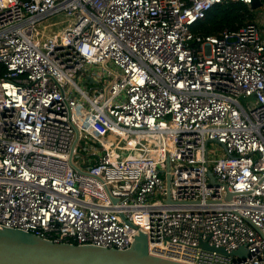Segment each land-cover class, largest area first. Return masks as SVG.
I'll list each match as a JSON object with an SVG mask.
<instances>
[{"label": "built area", "instance_id": "2783aa9c", "mask_svg": "<svg viewBox=\"0 0 264 264\" xmlns=\"http://www.w3.org/2000/svg\"><path fill=\"white\" fill-rule=\"evenodd\" d=\"M223 1L0 0V226L264 264V23L194 34Z\"/></svg>", "mask_w": 264, "mask_h": 264}, {"label": "water", "instance_id": "95a60500", "mask_svg": "<svg viewBox=\"0 0 264 264\" xmlns=\"http://www.w3.org/2000/svg\"><path fill=\"white\" fill-rule=\"evenodd\" d=\"M261 0H251L250 9L262 7ZM89 81L93 79L88 78ZM213 180V174L208 170ZM168 180V176H167ZM211 250L225 253L224 249L199 244ZM243 247L229 254H244ZM0 264H188L152 255L147 249V238L142 232L135 235L132 244L125 249L93 245H77L53 242L36 234L16 228L0 226Z\"/></svg>", "mask_w": 264, "mask_h": 264}, {"label": "trees", "instance_id": "16d2710c", "mask_svg": "<svg viewBox=\"0 0 264 264\" xmlns=\"http://www.w3.org/2000/svg\"><path fill=\"white\" fill-rule=\"evenodd\" d=\"M264 6V0H261ZM258 9L239 0H227L215 3L205 16L191 25L194 34L200 36L217 35L222 30L236 31L247 23L254 22ZM1 72V70H0Z\"/></svg>", "mask_w": 264, "mask_h": 264}, {"label": "rangeland", "instance_id": "374dc122", "mask_svg": "<svg viewBox=\"0 0 264 264\" xmlns=\"http://www.w3.org/2000/svg\"><path fill=\"white\" fill-rule=\"evenodd\" d=\"M262 11H258L257 14H255V20L254 22H258L260 25H263L264 23V18H260L259 15ZM68 23H70V18L65 17L62 14H57L54 15L50 18H48L47 20L41 22L40 28L42 30V33H48L50 30H58L61 29L62 27H64L65 25H67ZM46 26V28H45ZM77 82H79V84L81 83V81L79 80V78H76ZM241 101L243 103L246 102V99L241 98ZM208 149L209 151L211 150H217L218 153H220L221 147L217 145V143L215 142H208Z\"/></svg>", "mask_w": 264, "mask_h": 264}]
</instances>
